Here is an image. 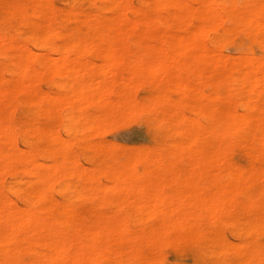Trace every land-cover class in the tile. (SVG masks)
<instances>
[{
    "label": "bare ground",
    "instance_id": "1",
    "mask_svg": "<svg viewBox=\"0 0 264 264\" xmlns=\"http://www.w3.org/2000/svg\"><path fill=\"white\" fill-rule=\"evenodd\" d=\"M71 1L77 2L78 0H71ZM93 1H99L101 3L107 2L110 5L111 9L115 12V16L109 18L107 21H100L98 25L95 27V30L93 32H87L86 30L84 31L82 27L91 28L93 26L92 19H91L93 18V16H91L92 14H89V16H87V18L84 19L81 17V13L76 10L66 11L64 14V21L66 22L67 21H75V22L77 21L81 24L80 26L82 27L78 26L75 30L71 32L70 31L61 32V31H58L57 29L58 25L60 24V20L56 16L57 9L52 4L51 0H26L23 3H16L14 0H0V9H1V13H0V57H2L5 60L12 61L13 63L12 71L15 75H18V77H20L19 80L18 78H12V79L17 80V82L14 81L15 83L3 82L0 79V97L4 96L5 94H9L10 92L9 90H11V88H14L17 90V92H19L20 90L25 89L24 87H26L27 91L28 92L30 91V93L32 94V97H33L32 101L35 104V106L41 107L45 101L44 97L45 96L48 97L47 95L49 94L44 95L43 97H40L39 92L35 85L39 81H36V80H39L40 78L42 79L43 75H45V78H46L47 75L49 76L50 74L55 73L54 75H57L60 78L59 88L62 91V93H61V97L59 95H57L56 97L55 94L50 95L51 97L54 98V100L55 99L56 100L60 99V100H58L57 103L51 102L53 103L52 105L54 106L53 108L51 107H48V108L52 110V113H54L59 109L62 110L60 105H63V106L66 105L67 110H68V111L66 110V112H64L65 114L62 115L60 118V123L64 125L63 131L55 132L50 129L44 130L43 128L38 127L40 125L38 126L36 125L34 128L35 134L39 132L49 134L48 137H49V142L51 144L48 145L49 144L48 143L47 145L48 146L52 145L50 152H51L52 157L54 158L53 163L47 162L50 165L47 164L49 171L47 170L46 171V173L48 172L47 175L43 176L45 177V179H43L44 180V186H42L44 187L43 190L41 191L42 188H40L39 190V188L37 187V179L38 177L41 178L40 175H38L37 177V170L33 167H32L33 169H28L29 166L25 165L26 167H28L27 169H25L27 175L33 179L32 180L33 186L31 189V198L29 200L27 199L26 207H23V206L21 207L20 205L16 206L14 204L16 203L14 202L15 200H11L7 198V196L0 191V235H1V238L2 236L4 237V234L6 235L3 239H0V241L2 240L1 241L2 244L0 242L1 244L0 256L3 257V262H0L1 264H40L39 261H43L44 263L42 264H102V262H105L106 264H138L137 262L125 261L124 259L119 257L120 249L117 247L119 242L134 241V240L139 242L140 236L144 234V235L149 236L150 243L156 245V243L159 242L160 240L161 241L171 240L170 233L173 231L179 232L178 233L179 235L176 237V239L182 242H189L190 240L195 238L197 235H200L203 237L204 236L209 237L210 239H212L214 243L218 245L222 243L219 232L217 233L214 229L206 231L205 229H203V227H200L202 221L209 220L210 224H214L215 220L222 214L223 210L221 209L224 206L231 205L233 200H235L234 198L238 194L243 193L244 195H248L247 184L249 185V184L254 183L257 180V178L264 179V156H263L264 147L258 149L257 154L252 155L253 159L251 158L252 166L260 167V171L258 172L257 175L253 173L247 174L246 172H244L242 168L238 166L234 167V169L232 170V167L230 165L228 167L231 168L232 172L227 173L226 179L223 181H220L218 179L219 178L218 173L216 174L218 178L213 173L215 172L214 170L216 169V166L220 162L219 160L224 157V154H226V152L224 153L222 152L219 157V153H217L218 154L217 155L214 152L213 144L211 143L208 144L204 141L205 136L207 135L209 136L211 141L217 138V131L215 128V125H216L215 122L217 121V114L215 113L214 109L211 106L213 103V100L215 99V95L213 97L210 93L205 92V89H204L205 84L202 85L203 84L202 77L205 76L206 73L208 74L209 72L212 74V76L219 75L220 77V79L218 78L221 83V85L219 86V93L226 90L225 89L227 87L225 84L226 81L232 84L231 86H233V88H230L227 91L230 96L228 101H230L231 99L235 97H239V100H241L240 102H242V103H239V105H243L245 101L246 103L247 101H249L247 100L249 98L248 96H251L252 98L253 97L256 98L258 102L264 101V62L261 61V57L260 58L257 57L255 52H248L249 50L248 51L243 50L237 56L233 54L234 57L235 56L236 58L238 56L239 57L237 58L238 60L235 59V61H232L233 59L230 60L231 57H229L230 56L229 53L227 54L228 56L226 54H225L226 56H224V54H222L218 50L220 49L218 48V46H217L218 49L213 48V50H211L212 47L208 49L206 45L203 44L204 43L203 38L205 39V37L207 36H209V39L210 37L216 39L215 37L216 35H218L217 36L218 38L220 36L222 37L223 40H225L230 37H234V36L236 37V35L245 36L249 34L251 35L254 34L253 35L254 38L259 37L260 39H262L263 48H264V0H257V1L256 0H242L241 3L247 6L246 13L237 12V10L234 11L233 10L234 6L232 7L231 3L228 0H150L146 2L145 4H143L144 7L142 6L139 9L138 8L133 9L129 5L130 3L124 0H93ZM194 2H197V4L195 5L197 6L198 11L196 10V6L194 7L192 5V3ZM36 4H39L40 8L36 14H33L34 12L32 10L33 9L32 7ZM145 8H154L155 10L167 11V14L159 18H156V19L141 17V19H139L138 21L130 18L127 15V11H131L133 14L135 13L143 14L145 12L143 10L147 11V9ZM244 10L246 9L244 8ZM34 16H37L38 18H40L41 22L38 23L37 21H35L37 24L32 33L13 32V31L8 30L5 26V24L8 22H16L19 20L25 25H30L33 23L32 18ZM140 27H144L143 31L140 32V35L144 36L147 41V43L146 42L144 43L146 46V49H145V46H142V48H144L143 53L145 52V50H147L146 52L148 53L149 52H151V54L154 53L155 55L154 54L153 55L155 57L154 56L153 57L154 59L156 58L155 59L156 65L161 63L162 61V58H160L161 61L159 59V62L158 63L156 62L157 61L156 53H161L163 54L162 56H164L165 54L164 56L165 59L163 58V61L166 60V57H168L170 60L169 59L167 60L169 61L177 60L178 63L179 62L183 63L185 59L191 60L193 62V69L190 71H193V74L195 76V78L193 75H192L193 77L191 76L194 79L193 81L194 86L193 85H192L193 87L190 86L191 89H189V91L192 90V92H190L189 94V91H188L187 93L189 95H192V98L195 100V106L192 104L194 106L193 109H194L195 117H193L194 119L192 120L191 116H186L188 121L186 123V131L184 132V134L186 136H189L190 134L194 135L191 137H193V139L195 140L194 142L195 148L194 149L190 148V149H193L192 151H190L186 148H183L182 146L181 148L178 147L177 148L178 151L176 153H173L174 158H172L171 156V158L168 157L167 159L160 161L161 165L169 169L168 171H170L173 167H175L176 165L180 163L181 164L185 163L192 168L191 169L188 166L189 169L193 171V175L191 176L192 178L190 177V170H188L186 167L184 176H182L179 179L180 185L184 186V188L187 187L190 190V187H192L193 193L191 190L190 192L192 195L194 194V199L192 198V201L194 200L193 201L194 204H191V205H194L196 209L194 207H193L194 210L193 208L192 209L190 208L191 212H189L190 209L186 210V208H184L186 205L182 207L186 211L182 209L179 210L180 208H178L179 206H182L183 204H187L188 206L187 202L189 200H187V198H185L187 202L186 200L182 201L181 199H179L180 202L182 201L181 203L179 202V200L178 202H176L177 198H179L177 196H176L177 197L176 200L175 198L174 200H169L172 197H168L169 198L168 202H167V198L164 200V197H166L167 195L164 194L166 196L162 197L159 194L161 193L163 195L162 190H160V188L163 189V187H160L162 184H160L159 186L160 187L159 190L161 192L157 189L158 188L157 184H156L157 186H153L154 183L151 184L153 187H151V185L150 187H148L149 184L147 185V187H145L146 186L145 183L147 182V180L144 181V179H146L148 175H150L151 177L152 176L156 177L157 179L161 177V176L158 177L160 175L159 171H154L150 168V165L155 160L154 159L155 156H153V154L151 153V151H153L152 149L151 151L150 149L148 151L146 150L144 151L142 149L143 150L142 152H134L135 151L134 150L133 151L134 154L130 155L128 159L125 160V162L114 163L110 165L107 168V170H105V172L101 170H99L96 173L87 172V170L84 171L85 169H87V166H84L83 164L84 167L81 166L83 167V169H81L77 161L78 158L77 157L76 159H73L74 157L72 158L73 147L76 145V142L82 143L81 145L86 148L87 147L89 148L92 146V143H91V134L93 133L92 131L97 130L98 125H100L101 123H103L102 121H104L103 118H101L102 121H98L100 119L99 117H105L107 118L105 120L108 121L109 119H112L118 116L116 114L121 115L118 112H122V111L129 112L131 109H135L138 106L143 105L142 101L144 100H140L138 96L134 95L135 93H132V91H136L135 89H138L139 87V86L137 87L138 83L137 84L133 83V85H135V89L132 87L130 88V90L132 91L130 90L127 91L126 88L128 86H132V81L129 80L127 77H125L123 73L119 74L120 72L117 73L116 69H111V67L112 68L113 67L125 68L127 63L124 61V58L122 57V55L124 54V52L126 53V51H129V50H127L128 47L124 41H129V40L132 41L133 39H136V37L138 36L137 30H140L139 29ZM182 28H184L183 30L187 32L186 34L180 33V30ZM144 37H142V39ZM81 38H84L87 40L81 41L80 40ZM252 38L250 37V39ZM55 39H58V40L68 39L70 40L71 45H75V46L79 45L80 48L76 51L80 52L81 54L91 53L92 51L95 50L93 48L94 46L101 44L103 46H102V49L100 50L102 53L104 52V54H106L105 57L107 58V60H110V63H107L109 64V66H105L104 63H101V64L94 63L86 58L85 60H83L82 59L83 56H81L80 53H78L79 55L77 54L75 56L76 58H72L74 57V55L73 56H70V54L65 55L63 53H65L66 52L65 50L68 49L66 45L65 46L62 45L61 49L56 50L57 55L60 54L61 57L52 56V55L50 57L49 55L40 56L39 53H42V52L38 53L37 48L39 49V46H41L40 48H43L44 50L50 49V47H53L52 44ZM256 39L259 41V43H261L260 39L258 38ZM246 42L248 41L246 40ZM66 53L68 54V52ZM175 54H178L179 57L182 56L185 59H183V61L180 60L179 58L175 59L176 57L172 56V55L176 56ZM139 56H140V59H142L141 58L142 55H139ZM55 57H58V58H55ZM153 57L151 58V60H153ZM167 60L161 63L162 64L161 67L163 68V70L165 66L166 68L168 67V64L166 62L169 63V61ZM42 62L48 63V65L46 67H40V65H42ZM134 63H138V62L130 63L129 64L130 67L132 66L131 64L134 65ZM165 63L167 65H165ZM161 64H159V66ZM171 64L174 66L172 62L170 63V65ZM175 64H176V61H175ZM49 65H50V68H54V69H50L48 67ZM138 65L141 66L142 64L138 63ZM145 65L147 66L146 68H148L149 67L148 65H151V64L147 62ZM172 65L169 67H173ZM183 65L184 64H182V66ZM38 66L41 68L40 70H42V68L43 70L44 68L48 70L50 69L51 70L50 72L52 73H50L49 71L46 73V69H45V71H42L44 74H42L38 70ZM152 67L154 70L153 65ZM157 67L158 65L155 68L156 71L154 70L155 73L152 71L153 72L152 74L151 72H149L151 70L150 69L151 66H150V68H148L149 71L147 69L145 75L148 76L149 73L150 75L151 74L154 75L156 74V72L159 74V72L157 71L158 70ZM185 67L186 66H184V68ZM80 68L84 70L85 73H83L84 71L80 73L81 70L80 72L78 70L77 72L79 74L74 75V73L76 72V69H80ZM141 68L144 69V67H141ZM74 69L75 71H73ZM104 69L105 71H103ZM110 69L116 72L111 71V73L110 72L107 73ZM160 69L161 68H159V70ZM176 69L172 70L173 73L176 71ZM100 70H102L104 75L99 74V73H102ZM180 70L182 71V69ZM133 71L135 72L134 69ZM137 72L139 73L140 71H137ZM163 73L164 75L166 74V72H163ZM143 74L142 76L145 77V75ZM227 74H230V76H227ZM171 75L172 74H170V76ZM176 75H177L176 73L173 74V76H176ZM50 76H53V75H50ZM170 76L169 77L167 76V78H165V80H167V82L170 84L173 82L174 84H176V82L180 84L179 82L182 81V80L175 81V78H178V77H175L173 80L172 79L173 76L172 78ZM179 76H182V74H179ZM3 77L5 78V76ZM185 77L188 78V73L185 75ZM129 78H134V77H132L131 75V77ZM190 79L191 78H188V80ZM136 80H139V79H136ZM211 80H212V77H211ZM152 81H153L152 79L151 80L149 79V82H152ZM186 81L184 82V79H183V83H184L183 88H185V85H187L185 84ZM139 83L141 82L139 81ZM55 84L56 83H54V85ZM178 84L176 86H178ZM155 85H158V83H156ZM239 85L244 86L247 89L246 92L240 90V88L238 89L237 87ZM185 92L186 91H184V94ZM181 93L183 92L181 91ZM49 98L50 97H48V99ZM158 98H159L158 101L151 103L153 104L151 108H153L157 114L162 116L159 118H163V117L165 118L168 114L173 113V112L169 113V109H172V107L170 108V104H169L170 103L169 101H171V97L170 96L168 97L159 96ZM241 98L246 99V100L242 101ZM202 99L206 100L208 102V105L207 104L200 105L201 103L200 101ZM179 106H180V103H179ZM90 107L94 108L95 110V113L92 116L91 114L89 115L87 113ZM181 107H182V104H181ZM48 108L46 109V107H44V109L49 111ZM138 108L141 109V107H138ZM173 109H174V106H173ZM173 109L172 111L175 112L176 109L175 110ZM70 110H74L76 114L73 111L71 115V113L69 112ZM134 111H137V112H134V114L140 113L138 112L139 110L137 109ZM176 111L178 113L179 108ZM242 111H244V113L238 110H234V109L232 110L229 107H226L223 110L224 116H227L226 124L227 126L229 125V127H227L226 129L222 131V133L224 132L223 135L226 137V142H225L226 147H230V146L232 147L234 145H237L238 142H240V140L242 141L244 137L249 133H253L254 137L264 146V127L257 124V122L255 124L256 126L255 125L254 127L251 126V123L252 122L254 123L257 120L258 115L260 117L261 115L264 116V106L262 105L260 106L257 103L255 104L251 102V105L246 104V107L245 108L243 107ZM36 113L38 114V112ZM181 113H182V110L178 114H176L175 112V114L178 117H180ZM248 113H252L251 117L247 115ZM78 114L80 117H75ZM0 115L2 114L0 113ZM182 115L183 117H185L184 113L181 114V116ZM125 116H128V115H125ZM263 116L261 118H263ZM178 117L176 118L177 120L175 121H178L179 119ZM188 117H190L192 121H189L190 118ZM146 118L148 119V117ZM153 118H155V120L157 119L156 117H153ZM180 118L182 119V117ZM206 118L208 119V123H207L209 125L208 129L205 128L204 124L202 123V119H206ZM77 119L78 121L76 123L77 124L76 128H73L70 125L66 124L69 121L72 124V122H75ZM115 119L118 120L117 118ZM123 119L119 118V120L125 121ZM9 120H10V116H9ZM161 120L157 119V122ZM99 122L101 123L99 124ZM107 123L108 122L103 123V124H107ZM119 123H123V122H119ZM20 130H23V129H20ZM54 130H56V128ZM173 131H176V130H173ZM15 133L11 128L10 122H4V123L0 122V173L5 172L7 170L9 171V169L13 167L20 168L21 161L23 160H24L23 162H26V161L33 162V160L35 159L34 158L35 151H36L35 142L34 141L29 142V149L26 150L24 148L26 152L23 153L22 150L24 149L20 148L21 149L20 150L18 147H16L18 145H15V141H17L15 140L16 136L19 135L16 133V136H15ZM65 133L68 135L80 133L81 136L72 140V139L65 138L63 135ZM182 136H184L183 133H182ZM213 142L216 143V140ZM184 144L186 146L185 142ZM207 145L209 146L207 147L209 149L208 154L205 151ZM216 148H220V147H216ZM109 149H112V148H109ZM135 149H138V148H135ZM48 152H49V148H48ZM159 158H160V155H159ZM206 160H207V163L206 165H204ZM113 161H116V160H113ZM137 165H141L143 169L141 171H137L136 169ZM40 166H43V165L40 164ZM43 169H46V168H43ZM207 170L209 171L208 174L206 173ZM39 173L40 172H38V174ZM41 173L43 174V171ZM105 173H106V177L109 180H111L113 183H115V187L112 185L110 186V184L108 182L107 183L109 184L110 187H112V189L113 188L115 189L113 191L111 190L113 195L112 194L109 195L110 190L109 191H105V190L109 189L110 187L105 185L104 187H107V188H104V190H102L103 192L101 191L102 194H98L99 195L98 199L100 201L102 200L104 202L113 203V200H114L116 201L115 202L116 204L117 202L119 203V201H121L120 204H122L123 202L131 204L129 202H132L133 201L132 199H135L133 204L134 205L135 203L137 204L138 210L135 212L134 217L137 218V220L139 221H142L144 219L148 220V218H154V219H157L158 221L160 220L159 221L160 225L158 224L159 222L157 223L156 221L154 222V224H157L159 226L154 225L152 227H147L148 225L140 226L141 223L139 224V222H137L140 228L133 230V228L130 226L128 222H122V224L120 223V225H115V226L113 225L103 226V225H93L92 224L93 226H84L82 228L62 227V228L57 229L56 226L53 225V223L52 224L49 223L48 219L46 220L45 218H43L44 214L48 215L51 211L44 210L43 208L44 205L43 206L41 205V200L49 201L51 203H54L55 201L58 200L56 199L54 201L52 194H51V189L59 181H66V184L68 185L70 189L72 188L77 189L76 186L78 184H76V181L83 183L84 187L81 186L83 187V190L80 192V190L78 189L80 192L79 197L86 198V197H91L93 195H97L95 193L99 191L98 186L103 184L102 179H103V174ZM169 177L171 178L173 176H169ZM161 178H164V177H161ZM142 180L145 186L141 183ZM162 180L157 181V182L161 183ZM30 181L27 180V182H24V183L27 184ZM170 181L172 182V180ZM201 182H205L206 184L208 183V190H204L206 187L204 189L201 188V184H200ZM165 185L167 186V183ZM8 189L10 190L11 193L18 195V196L25 197L27 194V191L25 188H22L16 184L10 185ZM74 189H72L73 190L72 193L76 192L74 191ZM187 192L189 191L187 190L185 193ZM40 193H42L41 196L39 195ZM181 195L183 194L181 193ZM110 197H113V199H110ZM159 197L160 198L162 197L163 199L161 200ZM163 201L164 202L166 201L165 203H168L170 205V206L169 205L167 206V204H164V206L166 205L168 207V208L166 207V209H169L170 211L163 209L164 208L163 206L161 207L162 209L160 208L159 203L161 204L163 203ZM171 202L179 203V205L175 204V209H174L175 212H173L174 211L173 209L172 210L170 209L172 205L170 204ZM190 202H191V199L189 203ZM156 203L157 205H159L158 208L152 207L150 205L152 204L154 206L156 205ZM220 203H223V204H220ZM116 204H114V207ZM107 205L109 204L105 203V205L102 207H105ZM122 205H126V204H122ZM121 207L122 206H119L116 208H121ZM201 207H204L205 209L204 212H203L204 209L203 210L200 209ZM232 207H234V205ZM97 208L99 207L97 206ZM228 208H226V210H228ZM226 210L224 211L226 212ZM113 213H114L113 215L114 217L120 214L127 217L130 214L126 210H118ZM73 215H74L73 211H68L65 213V216L67 217H72ZM83 216H85V214H83ZM174 218H176L177 220H181V221H177L176 219L175 221H173ZM167 220H172V221L170 223L169 221L166 223ZM53 221H56V220L53 219ZM162 221L164 223H162ZM80 231L84 233V237L88 241L87 244H85V242L83 243L84 241L83 238H82L83 241L79 240ZM140 233L142 234L140 235ZM242 236H244V234ZM144 238H146V236ZM240 244L243 245L242 243ZM125 246L126 245H124L123 249L125 248ZM128 247L131 248V251L135 250L137 253H139V255L141 254V250L137 246V243L134 245H129L128 243ZM160 248L161 247H159V249ZM25 249H30V250L34 249L33 250L34 258L32 261L30 260L29 263L28 262L23 263L22 262L23 260L19 261L15 259L16 254L18 255L22 253ZM243 249H244V246L240 247L239 251L243 252L244 251ZM152 251H155V250L152 249ZM146 264H157V261L153 260L152 258V259H149Z\"/></svg>",
    "mask_w": 264,
    "mask_h": 264
},
{
    "label": "rangeland",
    "instance_id": "2",
    "mask_svg": "<svg viewBox=\"0 0 264 264\" xmlns=\"http://www.w3.org/2000/svg\"><path fill=\"white\" fill-rule=\"evenodd\" d=\"M14 1L16 3H23L26 0H14ZM124 1L130 3L129 5L133 9H137V8L139 9L142 6L144 7L143 4H145L146 2H148L150 0H144V1L143 0H124ZM228 1L231 3L232 7L234 6V9H233L234 11L237 10V12H242V13L247 12V6H245L243 3H241L242 0H228ZM51 2L57 9L56 16L60 20V24L58 25L57 29H58V31H61V32H65V31L71 32V31L75 30L78 26L81 25L77 21L76 22L75 21H67V22L64 21V14L66 11L76 10V11L81 13V17L84 19L87 18V16H89V14H92L91 16H93V18H91V19H92L93 26L91 28L80 26L84 29V31L86 30L87 32H93L95 30V27L98 25V23L100 21H107L109 18L115 16V12L111 9L110 5L107 2L101 3L99 1H93V0H78L77 2H73L71 0H51ZM195 4H197V2L192 3V5L194 7L196 6ZM198 5H199V3H198ZM199 7H198V9H199ZM32 8H33L32 10L34 12L33 14H36L38 12L40 6H39V4H36ZM244 8L246 10H244ZM145 9H147V11L146 10H143V11H145L146 13L144 12L143 14L142 13L141 14H136V13L133 14L131 11H127V15L130 18L138 21L139 19H141V17L156 19V18H159V17L167 14V11H163V10H155L154 8H145ZM196 10H197V6H196ZM0 13H1V9H0ZM32 19H33V23L30 25H25L24 23H22L19 20L16 22H8L5 24V26L8 30L13 31V32L32 33L35 29L36 24H37L35 21H37L38 23L41 22V19L38 18L37 16H34ZM139 29L140 30H137L138 36L136 37V39H133L132 41L131 40L124 41L128 47V48L126 47L127 50H129V51H126V53L124 52V54L122 55V57L124 58V61L127 63L125 68H123V67H121V68L113 67L112 68L111 67V69H116L117 73H119V72H120L119 74L123 73V75L125 77H127L129 80L132 81V86H128L129 88L128 87L126 88L127 91H129L130 88H132V87L135 89V85H133V83H135V84L138 83V85H137V87L139 86L138 89H135L136 91H132V90H130V91H132V93H135L134 95L138 96L140 98V100H144V101H142V104H143L142 106H144V107L138 106V107H141V109L137 107L135 109H131L129 112L128 111L118 112L121 115L116 114L118 116H116L112 119H109L108 121L105 120V119H107L105 117H99L100 119L98 121H102L101 118H103L104 121H102V122L103 123L108 122V123L103 124V123L99 122V124L100 123L101 124L98 125V128H97L98 131L97 130L92 131L93 133L91 134V143H92L91 147L86 148V147L81 145L82 143L76 142L77 147H76V145L73 147L72 158L73 157H74L73 159H76V157L78 158L77 161H78L80 167L83 166V164H84V166H87V169H85L84 171L87 170V172L96 173L99 170H101V171L105 172V170H107V168L110 165L117 163V162H121V163L125 162V160L128 159V157L130 155H133L134 152H142L143 150L148 151L149 149L151 151V149H152L153 151H151V153L153 154V156H155L154 157L155 160L150 165V168L154 171H159L160 175L158 177L161 176V177H164L165 179L160 177V178H158L159 179L158 180L156 177H153V176L151 177L150 175H148L146 177V179H144V181L147 180V182H146L147 184L145 183L146 186L144 185L143 180L141 183L145 187H147L148 184H149L148 187H150V185L154 183L153 186L158 185V188H157L158 190L160 187H163V189L160 188V190H162L163 195L161 193H159V194L162 197L167 195L166 197H164V200L167 198V202L169 199L168 197H172L169 200H174V198L176 200V198L179 197V198H177L176 202H178L179 199H181L182 201H185L186 200L185 198H187V200H189V201L191 199L190 203H189V201L187 202V200H186V202L188 203V206H187V204H183V205L181 204L182 206H179V207L177 206L178 208H180L179 210H181V209L185 210L184 208H186V210L187 209L189 210L190 208L191 209L193 207L195 208L194 205H191V204H194V202H193L194 200L192 201V198L194 199V194L192 195L190 192V190L192 191V187H190V190L187 187L184 188V186L180 185L179 179L182 176H184L186 167L188 170H190L189 169L190 166L185 164V163H182V164L180 163V164L176 165L175 167H173L170 171H168L169 169L167 167L161 165L160 161L165 160L168 157L171 158V156H172V158H174L173 153H176L178 151L177 150L178 147L181 148V146H182L183 148H186L190 151H192L195 148V145H194L195 140L193 139V137H191L194 135L190 134L189 136H186L184 134V132L186 131V123L188 121L186 116H191L192 120L194 119L193 117H195L194 109H193L195 106V100L192 98V95H189L190 92H192V90L189 91V89H191V87L194 86V82H193L194 79L192 78L194 76V74H193V71H190L193 69V62L191 60H186L182 56L179 57L178 54H175L176 56L172 55L173 57H176L175 59L179 58L182 61H183V59H185V61H184L185 63L184 62L178 63L177 60L169 61L170 59L168 57H166V60L169 59V60H167V61H169V63L166 62L168 64V67L172 65V64L170 65L171 62L174 64V66L172 65L173 67H169V68L167 67L171 71H169L166 68V66L163 70V68L161 67L162 66L161 63L166 61V60L163 61V58L165 59V57H164L165 54H164V56H162L163 54L156 53L157 54L156 55L157 56L156 62L158 63L160 58H162V61L160 59V61H161V63H159V64H161L160 66H159V64H157L158 65L157 71L159 72V74L156 72V74L152 75L154 70L156 71L155 68L157 66L155 63L156 58L154 59L155 54L153 53L154 54L153 55V54H151V52L148 53V52H146L147 50H145V52L143 53L144 48H142V46H145L144 43L145 42L147 43V41H146L144 36L140 35V32L143 31L144 27H140ZM183 29L184 28H182L180 30V33L186 34L187 32H185V30H183ZM253 35L254 34H252V35L249 34V35H245V36L236 35V37L235 36L230 37V38L225 39V40H223L222 37H220V36L218 38L217 37L218 35H216V37H215L216 39L211 38V37L209 39V36H207V37H205V39L203 38V40H204L203 44H205L208 49H210L212 47L211 50H213V48L214 49H218V48L222 49V50H220V49H218V50L222 54H224V56H226L229 53V55H230L229 57H231L230 60L233 59L232 61H235V59L238 60L237 58L239 56L237 58H236V56L238 54H240L241 51H243V50L248 51L249 50L248 52H255L256 56L259 58L261 57V61L264 62V48H263L262 39L255 36L256 38L261 40L260 41L262 43L261 44V43H259V41L256 38H254ZM142 37H144V38L142 39ZM250 37L251 38L253 37L254 39L253 38L250 39ZM138 38H140V39H138ZM217 39H219V40H217ZM80 40L85 41L87 39L81 38ZM212 40L214 42L216 41L215 42L216 44ZM246 40L248 42H246ZM252 40H254V41H252ZM222 41H224V42H222ZM249 42H250V44H249ZM62 45L63 46L66 45V47L68 48L67 50H65L66 52H68V54L66 52L63 53L65 55H69V54H70V56L74 55V57H72V58H76L75 56L78 53H80V52L76 51L80 48L79 45L78 46L71 45V42L68 39H59V40L55 39L53 44H52L53 47H50V49L44 50L43 48H40L41 46H39V49L37 48V50H38L37 52L43 53V54L39 53L40 56H43V55L48 56L49 55V57H50L52 55V56L61 57L60 54L57 55L56 50L61 49ZM102 46L103 45H101V44L94 46L93 48L95 50L92 51L91 53H86V54L80 53L81 56H83L82 59L85 60V58H86V59H88L94 63H98V64L104 63L105 66H109V64H107V63H110V60H107V58L105 57L106 54H104V52L102 53L100 50V49H102ZM217 46H218V48H217ZM250 46H251V48H250ZM51 48L53 51L51 50ZM145 49H146V46H145ZM148 54H149V56H148ZM231 54H232V56H231ZM233 54L236 56L234 57ZM139 55H142V57H141L142 59H140ZM150 55H151V57H150ZM152 57H153V60H151ZM55 58H58V57H55ZM144 60H146V61H144ZM175 61H176V64H175ZM133 62H138V63L142 64L143 66L142 65L139 66L138 63H134V65L131 64L132 66L130 67L129 64L133 63ZM147 62H149V64H151V65H148L149 66L148 68H150V66H151L150 71L148 68H146L147 66L145 64ZM166 63H165V65H167ZM182 64H184V65L182 66ZM186 64H188L189 66ZM47 65H48V63L42 62V65H40V67H46ZM152 65L154 66V70H153ZM177 65H178V67H177ZM184 66H186V67L184 68ZM40 67L38 66V70L40 71V73L44 74L42 71H45L46 68H44V70H43V68H42V70H40L41 69ZM48 67L50 68V65ZM141 67H144V69ZM12 68H13L12 61L5 60L2 57H0V79L3 82H10V83L17 82L16 79H12V78H18V80H19L20 77H18V75H15L13 73ZM159 68H161V69L159 70ZM179 68L182 69V71ZM50 69H54V68H50ZM50 69L49 70L46 69V73L48 71L50 72L51 71ZM106 69H107V67H106ZM111 69L107 73H109V72L111 73V71H112ZM127 69H129V70H127ZM133 69L135 70V72L133 71ZM147 69L149 72L152 73L151 75H150V73L148 76L145 75ZM175 69L177 72L175 71L174 73H176L177 75L173 76L174 73L172 70H175ZM187 69H189V70H187ZM78 70H79V72L81 70L80 73H82L84 71L80 68V69H76V72ZM178 70L180 71V73ZM8 71H9L10 75H9ZM73 71H75V69ZM100 71L102 72V70H100ZM103 71H105V69ZM116 71L113 70L112 72H116ZM137 71H140V72L138 73ZM186 71L188 73V78H191L190 80H188V78H186L187 76L185 77V75L187 74ZM76 72L74 73V75L79 74L78 72L77 73ZM163 72H166V74L164 75ZM50 73H52V72H50ZM83 73H85V71ZM178 73L182 74L183 77L179 76ZM184 73H185V75H184ZM42 74H40V75H42ZM54 74L55 73L50 74L53 76H50V75L48 76L46 74L47 75L46 78H45V75H43L44 77L42 76V79L40 78L41 80L40 79L36 80V81H39L35 85H36V88L39 92L40 97H43L44 95H47V94H49L47 96L50 97L49 99L46 96L44 97L45 101L41 107L35 106V104L32 101V98H33L32 94L30 93V91L29 92L27 91L26 87H24L25 89H22L20 91L18 90L19 92H17L16 89L11 88V90H9L11 93L9 92V94H5L4 96L0 97L2 99V100L0 99V113L2 114V115H0V122H3V123L4 122H10L11 128L14 131V133L16 132L17 134H19L16 136V133H15V136H16L15 140H17V141H15V145H18L16 147H18L19 149L25 148L26 150H28L29 149V142L34 141L36 144V151H35L34 158L37 160L34 159L33 162H28V161L23 162L24 161L23 160V161H21V167L22 168L21 167L20 168L13 167V168H10L9 171L7 170L5 172L0 173V191L2 193H4L7 196V198H9L11 200H15L14 202H16L17 204L14 202L13 203L16 206L20 205L21 207L22 206L26 207L27 199L29 200L31 198V189L33 186L32 185L33 179L27 175L25 169H27L28 167H26V166H29L28 169L35 168L37 170V177H38V175H40V177L42 178V180H41V178L38 177L37 187L39 188V190H40V188H42L41 189V191H42L44 188V187H42V186H44V180L43 179H45V177H43V176L47 175V173H48V172L46 173L47 170L49 171L47 164L54 162V158L52 157L51 152H50L52 145L48 146L51 144L49 142V137H48L49 134L43 133V132H39V133L35 134V131H34L35 126L40 125L38 127H41L44 130L50 129V130H53L55 132L63 131L64 125L62 123H60V118L62 115L65 114L64 112H66V110H67L66 105L63 106V105H60V103H59L62 110L59 109L54 113H52V110H50L48 108V107L53 108L54 105H52V104L57 103L58 100H60V99L54 100V98L51 97L50 95L55 94L56 97H57V95H59L61 97V93H62V91L59 88L60 78ZM99 74L104 75L103 72L99 73ZM142 74L145 75L146 78L143 77ZM170 74H172V75L170 76ZM131 75L134 78H129V77H131ZM162 75H164V76H162ZM3 76H5V78H7V79H5ZM167 76L168 77L170 76L171 78L173 76V78H172L173 80L175 77H178V78H175V81H177V80L181 81L182 80L181 81L182 83L178 81L180 84H178L177 82H176V84H174V82L170 84L167 82V80H165V78H167ZM227 76H230V74H227ZM211 77H212V80H211ZM148 78L150 80L152 79L153 81L149 82ZM194 78H195V76H194ZM218 78L220 79L219 75L212 76V74L209 72H208V74L206 73L205 76L202 77V83H203L202 85L205 84V86H204L205 92L210 93L213 97L215 95V99L213 100V103L211 106L214 109L215 113L217 114V121L215 122V124H216L215 128L217 131V138H215L214 140L211 141V139L207 135V136H205L204 141L208 144L209 143L213 144L214 152L216 154L219 153V157H220L222 152L223 153L226 152V154H224V157L219 160L220 162L217 165L218 167L216 166V169L214 170L215 172H213V173L215 175L218 173L219 178L217 177V175H216V177L220 181H223L226 179L227 173L232 172L234 167L238 166V167L242 168L244 170V172H246L247 174L253 173V174L257 175L258 172L260 171V167L259 166H252V159H253L252 155L257 154L258 149L263 148L264 146L254 137L253 133H249L244 137V139L242 141L240 140V142H238L237 145H234L232 147L231 146L226 147V144H225L226 137L223 135L224 132L222 133V131L224 129H226L227 127H229V125L227 126V124H226L227 123V116H224L223 110L226 107H229L232 110L234 109V110H238V111H241L242 113H244V111H242V108L243 107L245 108L246 104L251 105V102H252L255 104L257 103L260 106L261 105L264 106V101L258 102L256 100V98H254V97L252 98L251 96H248V95L247 96L250 99L251 98L252 99L250 100L248 98L247 100H249V101H247V103L245 101L243 104L244 106L239 105V103H242V102H240L241 100H239V97H235V98L231 99L232 101L231 100L228 101L230 96H229L227 91L230 88H233V86H231L232 85L231 83L226 81L225 82V84L227 86L225 88L226 90L219 93V86L221 85V83H220V80ZM136 79H139V80H136ZM183 79H184V82L187 79L185 84L188 85V83H189L188 87H187V85H185V88H183V84H184ZM139 81L141 83H139ZM154 81H155V83H154ZM210 81H211V83L213 81V83L211 84ZM54 83H56L55 85L57 87L54 85ZM156 83H158V85H155ZM177 84H178L179 88H178V86H176ZM181 84H182V86H181ZM154 86H156V87H154ZM208 88H209V90H208ZM237 88L238 89L240 88V90L245 91V92L247 90L244 86H240V85ZM243 88H244V90H243ZM158 89H159V91H158ZM171 89L174 91H172ZM181 91L183 93H181ZM184 91H186L185 94H184ZM188 91H189V94L187 93ZM41 92H43V93H41ZM45 92H47V93H45ZM14 93H16V94H14ZM245 95H246V93H245ZM159 96L160 97L170 96L171 101H172V102L169 101L170 102L169 103L170 108L172 107V109H173V106H174L173 110H175L178 106L179 112H181V110H182L181 114L184 113L185 117H183V115L181 116V114H180V117H182V119H181L180 117H178L176 115L179 113V112L177 113V111H176V110H178V108H177L175 110L176 114L174 111H172V109H169V113H171V112H173V113L168 114L165 118L164 117L159 118L162 116L157 114L156 111L153 108H151V106L153 105L151 103L158 101ZM189 96H191V97H189ZM3 98H5V99H3ZM241 99H242V101L246 100L243 98H241ZM185 101H186V103H185ZM51 102H53V103H51ZM200 102H199L200 105H205V104L208 105V102L206 100L202 99ZM202 102H204V103H202ZM177 103H178V105H177ZM179 103H180V106H179ZM181 104H182V107H181ZM175 105H177V106H175ZM190 105H192V106H190ZM44 107H46V109L48 108L49 111L44 109ZM2 108H3V110H2ZM180 108H181V110H180ZM136 109L139 110L138 112H140V113L134 114V112H137V111H134ZM42 110H43V112H42ZM148 110H150V111H148ZM73 111L74 110L69 111L71 113V115H72ZM36 112H38V114ZM8 113H9V115H8ZM70 113H69V115H70ZM87 113L89 115L91 114V116H92L95 113L94 108L90 107L88 109ZM123 113H125V114H123ZM149 113H151V114H149ZM59 114H60V116H59ZM75 114H76V112H75ZM125 115H128V116H125ZM131 115H133V116H131ZM247 115H249V117H251L252 113H248ZM9 116H10V120H9ZM262 116L263 115H261V117ZM75 117H80V116L78 114ZM111 117H113V116H111ZM146 117H148V119ZM153 117H156L157 119H159V120L162 119V120L157 122V119L155 120V118H153ZM177 117L179 119H178V121H175V120H177L176 119ZM257 117H258L257 120L254 123L252 122L253 124L250 122L251 126L254 127V125L257 122V124L264 127V121H263L264 116H263V118H261L259 115ZM115 118H117L118 120H116ZM119 118L120 119L124 118L123 120H125V121L119 120ZM188 118H190V117H188ZM113 119H115V120H113ZM179 120H180V122H179ZM192 120H191V118L189 119V121H192ZM205 120H207V121H205ZM77 121H78V119L75 122H72V124L70 121L66 124L70 125L73 128H76ZM118 121L123 122V123H119ZM177 122H179V123H177ZM202 123L204 124V127L208 129V127H209V125L207 124L208 119L207 118L202 119ZM115 125H117V126H115ZM19 127H20V129H23V130H20ZM55 128H56V130H54ZM179 129H180V131H179ZM173 130H176V131H173ZM181 132L183 133L184 136H182ZM63 135L65 138L72 139V140L81 136L80 133L79 134L75 133L72 135H68L65 133ZM18 139H20V140H18ZM185 140H187V141H185ZM215 140H216V143L213 142ZM248 140H250V141H248ZM184 142L186 143V146H185ZM191 142H192V144H191ZM188 143H189V145H188ZM102 147H104V148H102ZM207 147H209V146L208 145L206 146L205 151L208 154L209 149ZM216 147H220V148H216ZM48 148H49V152H48ZM109 148H112V149H109ZM135 148H138V149H135ZM190 148H193V149H190ZM24 150H22L23 153L26 152V150L25 151ZM210 151H212V150H210ZM38 153H40V154H38ZM135 154H137V153H135ZM159 155H160V158H159ZM35 156H37V157H35ZM113 160H116V161H113ZM74 161H76V160H74ZM89 161H91V162H89ZM206 163H207V160L205 161L204 165H206ZM38 164H39V166H38ZM40 164L43 166H40ZM48 165H50V164H48ZM229 165L232 167V170L230 167H228ZM89 166H90V168H89ZM92 166H93V168H92ZM83 167H81V169H83ZM43 168H46V169H43ZM256 168H257V170H256ZM89 169H90V171H89ZM136 169H137V171H141L143 168L141 165H137ZM15 170H17V171H15ZM42 171H43V174L41 173ZM92 171H94V172H92ZM38 172H40V173L38 174ZM208 172L209 171L207 170L206 173L208 174ZM192 175H193V171L190 170V177ZM169 176H173V177L170 178ZM153 179H155V180H153ZM169 179L172 180V182ZM27 180H29V181L31 180V181L29 183L25 184L24 182H27ZM38 180H40V181H38ZM102 180H103V182H102L103 184L98 186L99 191L95 193L97 195H93L91 197H86V198L79 197V195H80L79 193L83 190V187H84L83 183L76 181V184H78L76 186L77 189L72 188V189H74V191H76V192L72 193L73 190L68 187V185L66 184V181H59L58 182L59 184L57 183L51 189V194H52L54 201L56 199H58V200L55 201L54 203L41 200V205L42 206L44 205L43 206L44 210L45 211H51L48 215L44 214L43 218H45L46 220L48 219L49 223H51V224L53 223V225L56 226L57 229L62 228V227H65V228L66 227H68V228H82L84 226H93V225H103V226L113 225V226H115V225H120V223L122 224V222H128L130 224V226L133 228V230L139 229L140 226H147L148 225L147 227H152L154 225H156V226L160 225V222H159L160 220L158 221L157 219H154V218H148V220L144 219L142 221H139V220H137V218L134 217L135 212L138 210L137 204L136 203H135V205L133 204L135 199H132L133 201L129 202L132 205L128 204V203H124V202L122 204H126V205H122V204H120L121 201H119V203L117 202V204H116L115 203L116 201H114V200H113V203L104 202L101 200L104 203L103 204L98 199V196H99L98 194H102V192H103L102 190H104V188H107V187H104L105 185L109 186V184H110V186L112 185L115 187V183H113L111 180H109L106 177V173L103 174ZM149 180H150V182H149ZM161 180H162L161 183L157 182V181H161ZM165 182L167 183V186L165 185L166 184ZM64 183H65V185H64ZM163 183H165V184H163ZM12 184H16L22 188H25L27 191L26 196L22 197V196H18V195L11 193L8 188ZM160 184H162L163 186L162 185L160 186ZM200 184H201V188L204 189L206 187L204 190H208V183L206 184L205 182H201ZM164 185L166 186V188ZM81 186H83V187H81ZM153 186L151 185V187H153ZM247 186H248V190H247L248 195H244L243 193L238 194L234 198L235 200H233L231 205H227V206L223 205L224 207L221 210L224 211V210H226V208H228V207L229 208H228V210H226V212L224 211L225 213L222 211V214L215 220L214 224H210L209 220L207 221L204 219L205 221H202V223L200 225V227H203V229H205L206 231L214 229L217 233L219 232L220 239L222 241L221 244L217 245L209 237H207V236L203 237L200 235H197L195 238H193L189 242H182V241L176 239V237L179 235L178 234L179 232L173 231L170 233L171 240H166V241L160 240L159 242L156 243V245H154V244L149 242V236L148 235H144V234L140 233V235L142 234V236H140L139 242L134 240V241H123V242L121 241L118 243L117 247L120 249L119 250L120 251L119 257L124 259L125 261L137 262L138 264H146L147 261L149 259H152V258H153V260L157 261V264H252V262H253V264H264V179H261V178L258 179L257 178V180L254 183L249 184V185L247 184ZM174 187H175V189H174ZM78 189L80 190V192ZM114 189L115 188L112 189V187H110L109 189H106L105 191L110 190L109 195H111L112 191ZM187 190L190 193L189 192L185 193ZM55 191L58 195L55 193ZM172 191H174V192H172ZM179 192H180V194H179ZM181 193L184 195V197H183V195H181ZM192 193H193V191H192ZM164 194H166V195H164ZM186 194H188V195H186ZM39 195L41 196L42 193H40ZM162 197L161 198L159 197V198L162 200L163 199ZM89 198H91V199H89ZM110 199H113V197H110ZM119 200H121V199H119ZM95 201H97V202H95ZM165 202L163 201V203H161V204L159 203L160 208L163 206L164 207L163 209H166V207L169 204L165 203ZM179 202H180V200H179ZM186 202H184V203H186ZM105 203H107L109 205L102 207L105 205ZM157 203H156V205H157ZM111 204H113V205H111ZM114 204H116L115 207H114ZM164 204H167V206L166 205L164 206ZM170 204H172L170 207L171 210L175 209V204L179 205V203H172V202ZM220 204H223V203H220ZM150 205L152 207H157V208L159 206V205L153 206L152 204H150ZM184 205H186V206L184 207ZM189 205H191V206H189ZM233 205H234V207H232ZM97 206L99 208H97ZM119 206H122V207L116 208ZM182 207H184V208H182ZM230 207H232V208H230ZM194 208H193V210H194ZM205 208H206V206H205ZM191 209L189 210V212H191ZM200 209L203 210L204 207H201ZM118 210H126L130 214L127 217L123 216L122 214L114 217L113 212L118 211ZM166 210H169V209H166ZM68 211H73L74 215L72 217L65 216V213ZM204 211H205V209L203 210V212ZM173 212H175V210ZM103 213H105V214H103ZM83 214H85V216H83ZM176 218H174V220L173 219L172 220L175 221ZM53 219L56 221H53ZM172 220H167L166 223L168 221L170 223ZM246 220L247 221L249 220V221L247 222ZM156 221H157V223L159 222L158 223L159 225L154 224V222H156ZM177 221H181V220H177ZM58 222H60V223H58ZM117 222H118V224H117ZM137 222H139V224L141 223L140 226H139V224H137ZM259 222L262 224H260ZM72 223H74L75 225ZM162 223H164V222L162 221ZM133 225H135V226H133ZM256 225H258V226H256ZM260 226L261 227L263 226L262 227L263 229ZM257 229H258V231H257ZM136 233H138V232H136ZM79 234H80L79 240L83 241L82 240V238H83L84 239L83 243L85 242V244H87L88 241L85 239L84 233L82 231H80ZM243 234H244V236H242ZM5 236L6 235L4 234V237ZM145 236H146V238H144ZM4 237L2 236V238H1V235H0V239H3ZM243 237H245V238H243ZM62 240H64V239H62ZM128 243H129V245H134L137 243V246L141 250V254L139 255V253H137L135 250L131 251V248H129L130 246L128 247ZM145 243H146V245H145ZM240 243H242L243 245H241ZM1 244H2V242H1ZM1 244H0V251H1ZM124 245H126L125 246V248L127 247L126 249L125 248L123 249ZM158 246L161 248L159 249ZM243 246H244V249H243L244 251L243 250H242L243 252L239 251V248L243 247ZM121 249H122V251H121ZM152 249H154L155 251H152ZM33 250L34 249H32V250L25 249L22 253H20L18 255L16 254L15 259L19 260V261L23 260L22 261L23 263H25V262L29 263L30 260L32 261L34 258ZM150 250H151V252H150ZM202 257H204V258H202ZM158 260H159V262H158ZM0 262H3L2 256H0ZM39 263L42 264L44 262L39 261ZM102 264H106V263L102 262Z\"/></svg>",
    "mask_w": 264,
    "mask_h": 264
}]
</instances>
